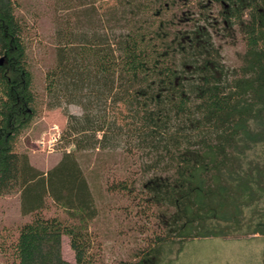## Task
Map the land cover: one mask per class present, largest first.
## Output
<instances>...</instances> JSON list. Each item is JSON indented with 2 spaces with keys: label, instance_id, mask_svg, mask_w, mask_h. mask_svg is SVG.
Returning <instances> with one entry per match:
<instances>
[{
  "label": "trees",
  "instance_id": "obj_1",
  "mask_svg": "<svg viewBox=\"0 0 264 264\" xmlns=\"http://www.w3.org/2000/svg\"><path fill=\"white\" fill-rule=\"evenodd\" d=\"M55 4L53 58L39 86L35 20L22 0H0V195L18 193L30 216L1 239L7 261L161 264L173 245L264 235V0ZM226 41L242 45L234 63ZM57 107L73 148L43 170L17 142ZM94 150L138 163L110 188L155 219L147 244L114 263L101 258L99 208L79 157Z\"/></svg>",
  "mask_w": 264,
  "mask_h": 264
},
{
  "label": "rangeland",
  "instance_id": "obj_2",
  "mask_svg": "<svg viewBox=\"0 0 264 264\" xmlns=\"http://www.w3.org/2000/svg\"><path fill=\"white\" fill-rule=\"evenodd\" d=\"M112 2L113 0H109ZM56 0H22V13L32 19L37 33L33 42L35 83L43 84V75L53 58L52 32L54 29L53 8ZM242 49L240 42L233 45L226 41L224 53L229 62L237 61V52ZM69 110L80 112L71 105ZM63 107L43 109L28 129L20 135L17 148L30 155L31 162L40 169L47 170L62 156L64 150L73 145L62 139L67 122ZM59 134V136H58ZM57 137L55 140L54 138ZM96 196L99 214L93 222V232L106 263H114L130 257L147 244L155 228V219L137 212V205L119 190L111 189L125 170H136L137 162L125 159L120 150H94L79 154ZM134 176V175H133ZM29 215L20 212L19 194L0 195V241L10 232L16 234L17 227L29 220ZM7 234V235H8ZM63 255L74 261L69 239L63 236ZM0 264H10L0 248ZM161 264H264V235L227 236L221 238L195 239L187 245H173L165 248Z\"/></svg>",
  "mask_w": 264,
  "mask_h": 264
},
{
  "label": "water",
  "instance_id": "obj_3",
  "mask_svg": "<svg viewBox=\"0 0 264 264\" xmlns=\"http://www.w3.org/2000/svg\"><path fill=\"white\" fill-rule=\"evenodd\" d=\"M2 60H3V58L1 57V58H0V63H2Z\"/></svg>",
  "mask_w": 264,
  "mask_h": 264
},
{
  "label": "built area",
  "instance_id": "obj_4",
  "mask_svg": "<svg viewBox=\"0 0 264 264\" xmlns=\"http://www.w3.org/2000/svg\"><path fill=\"white\" fill-rule=\"evenodd\" d=\"M58 136H59V134H58ZM54 139L56 140V139H57V137H55Z\"/></svg>",
  "mask_w": 264,
  "mask_h": 264
}]
</instances>
